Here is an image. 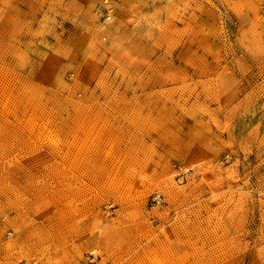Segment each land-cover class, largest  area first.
Masks as SVG:
<instances>
[{
  "label": "rangeland",
  "instance_id": "rangeland-1",
  "mask_svg": "<svg viewBox=\"0 0 264 264\" xmlns=\"http://www.w3.org/2000/svg\"><path fill=\"white\" fill-rule=\"evenodd\" d=\"M0 264H264V0H0Z\"/></svg>",
  "mask_w": 264,
  "mask_h": 264
}]
</instances>
